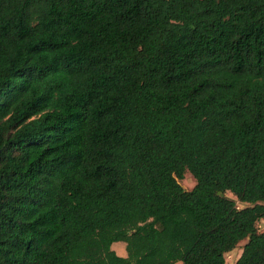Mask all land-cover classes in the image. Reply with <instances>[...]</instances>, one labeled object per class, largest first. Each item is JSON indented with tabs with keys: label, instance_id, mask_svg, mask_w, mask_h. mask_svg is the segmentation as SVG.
I'll return each instance as SVG.
<instances>
[{
	"label": "trees",
	"instance_id": "obj_1",
	"mask_svg": "<svg viewBox=\"0 0 264 264\" xmlns=\"http://www.w3.org/2000/svg\"><path fill=\"white\" fill-rule=\"evenodd\" d=\"M259 220L264 0H0V264H264Z\"/></svg>",
	"mask_w": 264,
	"mask_h": 264
},
{
	"label": "rangeland",
	"instance_id": "obj_2",
	"mask_svg": "<svg viewBox=\"0 0 264 264\" xmlns=\"http://www.w3.org/2000/svg\"><path fill=\"white\" fill-rule=\"evenodd\" d=\"M179 185L185 190L190 191L195 186V179L192 177V175L189 172H185L183 178L181 180H178ZM225 197L230 198L235 201L236 206L241 209L244 207H248V204L240 203L236 200L233 195H231L229 192H226L224 194ZM258 233H264V220H259L256 224ZM247 240L241 241L231 252L225 254V262L226 264H235L237 259L239 258L241 254V249L243 245L246 243ZM114 245H119L120 248L117 253L118 256L124 257L126 255V251L124 250V245L121 243H116ZM176 264H182V262H177Z\"/></svg>",
	"mask_w": 264,
	"mask_h": 264
},
{
	"label": "crops",
	"instance_id": "obj_3",
	"mask_svg": "<svg viewBox=\"0 0 264 264\" xmlns=\"http://www.w3.org/2000/svg\"><path fill=\"white\" fill-rule=\"evenodd\" d=\"M117 243H121V244H123L124 245V250H125V244L124 243H122V242H117ZM114 244H116V243H114ZM114 244H112V246H111V248H112V250H114L115 251V253L117 254V253H119L120 251H118V249L120 248V246L119 245H114ZM119 247V248H118ZM126 253V252H125ZM126 256V255H125ZM124 256V257H125Z\"/></svg>",
	"mask_w": 264,
	"mask_h": 264
}]
</instances>
